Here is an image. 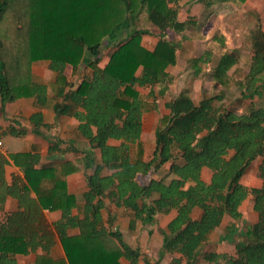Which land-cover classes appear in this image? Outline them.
Returning a JSON list of instances; mask_svg holds the SVG:
<instances>
[{"label":"trees","instance_id":"16d2710c","mask_svg":"<svg viewBox=\"0 0 264 264\" xmlns=\"http://www.w3.org/2000/svg\"><path fill=\"white\" fill-rule=\"evenodd\" d=\"M197 1L209 11L217 4L247 0ZM180 3L0 0L1 110L23 99L54 113L56 119H75L77 138L88 145L77 152L79 160H65L66 153L79 147L77 139L52 141L45 136L51 160L41 167L38 152L11 154L25 181L7 186L19 208L0 220V264H17V255L40 248L44 254H37L33 264H123L124 259L137 264L140 248L131 245V237L140 226L153 225L157 215L173 211L176 216L161 231V259L171 256L170 264H264V107L252 103L239 114L214 104L224 94L197 103L189 90L170 96L175 79L170 68L178 64L184 48L181 39L187 40L186 33L197 25L195 20L180 19ZM146 35L155 37L152 47L145 44ZM252 48L249 73L238 83L245 100L255 99L264 88V31L253 34ZM104 49L110 52L102 65ZM42 62L54 74L53 80L34 70ZM189 62L194 79L211 64L206 77L227 89L240 55L234 50L215 57L206 51ZM76 76L78 84L72 81ZM141 90H148L149 96ZM160 99L168 113L160 118L148 150L142 139L143 119L160 109ZM30 121L33 134L52 128L42 111ZM28 132L15 126L7 130L14 137ZM258 158L263 184L250 188L242 179ZM7 164L0 152L3 185ZM204 169L211 171L209 182L203 179ZM81 170L88 172V189L79 198L68 191V178ZM249 199L259 220L245 226L240 222L241 207ZM46 209L62 212L54 229L66 259L51 256L55 233L44 216ZM104 209L112 214L108 221ZM114 211L128 218V232L113 228ZM226 218L234 222L225 227L220 244L234 243V256L208 245ZM75 229L78 233L70 234Z\"/></svg>","mask_w":264,"mask_h":264},{"label":"rangeland","instance_id":"374dc122","mask_svg":"<svg viewBox=\"0 0 264 264\" xmlns=\"http://www.w3.org/2000/svg\"><path fill=\"white\" fill-rule=\"evenodd\" d=\"M180 19L182 21L195 20L196 26L190 29L187 33V40H182L184 48L179 52L178 64L170 68L174 81L170 86V96L175 97L183 90H189L192 98L197 103L203 97H219L224 94L225 98L222 101H215L216 106L225 105L229 110L237 113H243L252 103L258 107H264V88L259 89V96L255 99L245 100L242 98L238 83L243 81L249 73V67L252 57V37L257 31H264V0H247L243 4L237 2H226L215 5L209 11L206 10L203 3L197 0H181L180 3ZM145 27L154 34H158V30L150 25L145 24ZM145 43L149 47L154 44L155 37L146 35ZM222 39L223 41H221ZM237 50L240 55V62L230 72V86L227 89L216 86L213 81L208 80L205 74L209 73L210 65H204V73L199 79H194V70L189 62L191 58L201 57L206 51H212L215 57L227 51ZM110 49H104L102 57V65L106 64L109 58ZM35 71L42 74L48 81L53 80L54 74L48 69L45 62L37 63ZM84 69L81 66L80 71ZM83 72H81L82 74ZM210 74V73H209ZM74 78V77H73ZM79 77H75L72 81L76 84L79 82ZM146 96H149L148 90H141ZM157 112H149L144 115L143 119V141L151 150L155 130L160 123V118L168 113L162 105ZM1 108V106H0ZM17 114V111H16ZM17 117V120H22V117ZM13 120L9 116H5L0 110V120ZM44 131V130H43ZM53 131H50V133ZM59 136L58 131H54ZM6 137L2 135L4 140ZM256 162L252 170L254 178L259 179L256 169ZM207 179V178H206ZM152 247H150L151 249ZM148 249V250H150ZM149 255V254H148ZM153 260L152 256L149 255Z\"/></svg>","mask_w":264,"mask_h":264},{"label":"crops","instance_id":"0c3cea01","mask_svg":"<svg viewBox=\"0 0 264 264\" xmlns=\"http://www.w3.org/2000/svg\"><path fill=\"white\" fill-rule=\"evenodd\" d=\"M146 44V43H145ZM148 46V43L146 44ZM35 68V65H34ZM35 70V69H34ZM84 70V69H83ZM83 70L81 72H83ZM38 73V72H37ZM40 74V73H38ZM42 75V74H41ZM79 77L80 76H76ZM80 81V79H79ZM78 81V82H79ZM1 106V103H0ZM1 110V108H0ZM17 111V114H16ZM42 111L45 117V122L50 124L52 128L50 130L42 131L43 134H33L32 129L33 126L31 124L30 118L33 114ZM4 115L9 116V118H13V120L3 119L0 120V152L8 159V164L5 166V179L4 185L0 183V220L4 219L7 213L15 212L19 208V201L9 195L6 190L7 186H12L16 182L25 181L24 173L21 168L15 164L13 159L10 158L11 154L31 151L32 153L38 152L41 156L39 167L42 166L43 163H48L51 160V156L49 155V141L46 139L48 137L50 140H72L77 139V143H79V147H76L75 152H69L65 155V160H79L81 155L77 152H83V150H87L88 145L83 142L84 140L78 139L77 126L78 121L72 118L67 117H55L54 113H50L47 110H40L34 107L27 100H17L12 103L6 105L4 110ZM22 117V120H17V117ZM10 126H15L16 128L24 127L29 130L28 134L25 137H14L7 133V130ZM59 132V136L54 133V131ZM50 131H53L50 133ZM2 135L6 138L3 140ZM46 136V137H45ZM78 137V138H77ZM143 137V135H142ZM155 138V136H154ZM143 139V138H142ZM154 141V139H153ZM115 143V142H114ZM118 144V143H116ZM256 162V169L258 171L259 179H253V168L254 163ZM252 166L248 169L247 173L242 179V182L250 187V188H260L263 184V180L260 177L259 166L262 162L261 158H258ZM78 163V161H77ZM88 172L85 173L83 170L78 173L69 176L68 178V191L76 197H81V195L87 191V181L86 176ZM211 171L208 169H204L202 176L206 182H209L211 179ZM207 178V179H206ZM32 197H36V194L32 192ZM250 200H247L243 206L241 207V211L243 213V218L240 221L241 224L245 226H251L258 222L259 215L258 213L252 211L250 209ZM44 216L47 220L49 226H51L53 232L55 233V244L51 249V256L54 258L66 259V254L60 240L59 235L54 229V225L58 223L62 219L61 211L51 212L49 210L43 211ZM75 213V212H74ZM112 214L109 213L107 209L103 210V216L106 221L111 217ZM114 221L113 228L116 230H120L123 233L128 232L129 228V220L125 217L122 211H114L113 213ZM176 216V212L173 211L170 214H159L156 217V222L153 225H148L146 228H142L140 226L139 233L131 237V245L140 248V258L137 264H170L172 259L171 256L166 255L164 258H160V253L163 245L161 231L166 228L168 223ZM231 222H234L233 219L226 218L223 226L213 232L209 237V247H214V250L227 254L229 256H234L236 254L235 244L225 241L220 244V238L223 235H226L225 227L229 225ZM246 229H244L245 231ZM78 233V230L70 231V234L75 235ZM240 234L236 235V241L240 240ZM150 247H152L150 249ZM208 247V248H209ZM150 249V250H148ZM44 254L42 249H38L35 253H30L28 255H17L16 262L17 264H33L36 260L37 254ZM152 256L153 260L150 259L149 255ZM123 264H131L127 260H122Z\"/></svg>","mask_w":264,"mask_h":264},{"label":"built area","instance_id":"2783aa9c","mask_svg":"<svg viewBox=\"0 0 264 264\" xmlns=\"http://www.w3.org/2000/svg\"><path fill=\"white\" fill-rule=\"evenodd\" d=\"M0 145H1V143H0Z\"/></svg>","mask_w":264,"mask_h":264}]
</instances>
